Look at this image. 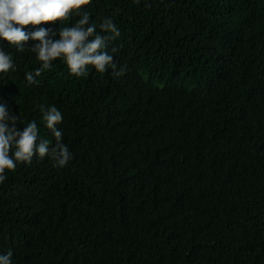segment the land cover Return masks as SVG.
<instances>
[{
    "label": "trees",
    "instance_id": "1",
    "mask_svg": "<svg viewBox=\"0 0 264 264\" xmlns=\"http://www.w3.org/2000/svg\"><path fill=\"white\" fill-rule=\"evenodd\" d=\"M82 8L119 28L107 40L119 76H76L58 57L28 83L40 62L0 41L15 64L0 101L53 143L39 105H56L72 153L5 170L0 252L12 264H264V0Z\"/></svg>",
    "mask_w": 264,
    "mask_h": 264
},
{
    "label": "clouds",
    "instance_id": "2",
    "mask_svg": "<svg viewBox=\"0 0 264 264\" xmlns=\"http://www.w3.org/2000/svg\"><path fill=\"white\" fill-rule=\"evenodd\" d=\"M89 0H0V41L15 45L16 51L29 47L40 62L39 67L24 73L28 83H38L36 77L49 69L52 61L61 58L68 72L76 76L86 74L91 65L103 73L108 69L119 76L125 71L117 66L112 51L107 48L109 33L119 34V28L110 16L99 22L90 21V13L82 8ZM74 13L78 18L64 27H38L31 31L22 26L37 25L43 21H59ZM58 25V23H57ZM99 29V31L97 30ZM31 39L33 44L26 46ZM2 44V43H0ZM12 53L0 47V72L14 70ZM41 120L54 137V143L41 136L37 122L28 120L17 126L18 115L0 101V182L6 179V169L11 170L20 162L29 163L35 154L47 156L54 166L63 167L72 158L68 145L62 142L58 124L63 116L54 104L39 105ZM0 264H12V250L0 252Z\"/></svg>",
    "mask_w": 264,
    "mask_h": 264
}]
</instances>
